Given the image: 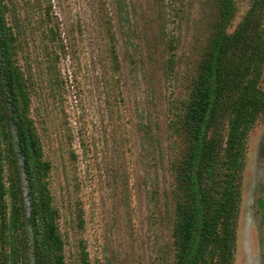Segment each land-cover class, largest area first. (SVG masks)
<instances>
[{
  "label": "rangeland",
  "instance_id": "1",
  "mask_svg": "<svg viewBox=\"0 0 264 264\" xmlns=\"http://www.w3.org/2000/svg\"><path fill=\"white\" fill-rule=\"evenodd\" d=\"M3 1L29 115L51 164L64 264H174L171 161L185 146L175 143L172 123L221 19L218 1ZM254 2L235 0L228 34ZM243 164L233 263L264 264V114ZM22 184L26 197L24 174Z\"/></svg>",
  "mask_w": 264,
  "mask_h": 264
},
{
  "label": "trees",
  "instance_id": "2",
  "mask_svg": "<svg viewBox=\"0 0 264 264\" xmlns=\"http://www.w3.org/2000/svg\"><path fill=\"white\" fill-rule=\"evenodd\" d=\"M217 1L221 19L185 112L172 123L175 143L185 146L171 161L174 264H234L245 145L264 114V0H255L232 35L235 0ZM29 111V93L14 62L0 0V264H64L65 242L46 181L51 164L43 159Z\"/></svg>",
  "mask_w": 264,
  "mask_h": 264
}]
</instances>
